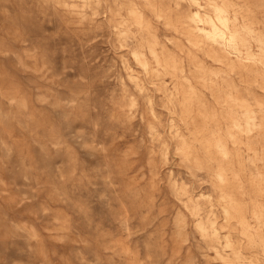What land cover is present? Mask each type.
<instances>
[{"label": "rangeland", "instance_id": "obj_1", "mask_svg": "<svg viewBox=\"0 0 264 264\" xmlns=\"http://www.w3.org/2000/svg\"><path fill=\"white\" fill-rule=\"evenodd\" d=\"M189 1L165 0L170 15L160 19L152 0H0V264H264V160L247 142L264 137V0H228L236 48L262 74L221 66L203 39L191 45ZM199 1L211 16L224 3ZM129 3L216 110L209 122L228 160L207 155L203 119L197 129L184 118L175 76L151 56ZM198 62L229 72L235 116L244 123L249 108L261 128L232 129L235 143ZM184 136L200 161L178 150ZM251 146L264 156V140ZM223 193L242 210L227 215Z\"/></svg>", "mask_w": 264, "mask_h": 264}, {"label": "bare ground", "instance_id": "obj_2", "mask_svg": "<svg viewBox=\"0 0 264 264\" xmlns=\"http://www.w3.org/2000/svg\"><path fill=\"white\" fill-rule=\"evenodd\" d=\"M139 1H141V0H139ZM189 2H190L191 7H190V9L188 11L185 12L186 17H185L183 23H184V26L186 27V32L188 33L189 42L191 43V45H193V46L198 45V43H199L198 40L199 39L205 40L206 41L205 45L206 46L208 45V50L211 48L212 54H214L217 57V60H216V58H215V60L221 66H226L227 69L230 70V71L240 70V71H242L244 73H249L252 70L256 71V73L260 71L258 69V63L255 60L250 59L252 61H250V60L246 61L245 59H243L240 56L239 51L236 48V42L241 37V35H240V32H239L238 28L236 27V25L232 24V18L230 17V12H228V8H229L228 5L230 3L228 0H224L223 4H218V3H214L213 4L212 3L213 11H214L213 12L214 13L213 16H211L209 14V12L205 11V10H207L206 7L203 6L200 3L199 0H190ZM114 3L112 5H115ZM99 4H100V2H99ZM151 5L156 7V8H158L157 15H158L159 18L167 16V14H168V16L170 15L169 10L167 9L168 6H167V8L165 6V0H152ZM171 7H172V5H171ZM194 7L198 8V9L195 10ZM142 8H140V9H142ZM178 8H180V6ZM140 9L138 7H136V5H134L132 3H129L128 4V9H127L129 11L128 16L131 18V20H134L136 22L135 25L137 23L140 25V26H138V27H140V29L144 28L145 30L149 31V34L147 33L148 36L144 38V41H145L144 43L148 46V48L150 50V53H151V56H153V58L155 59V61L157 62V64L159 66L163 67L166 71H168L170 74L175 76V81L177 82L175 88L178 91L176 94H180V96H181L180 102H181V106L183 108L184 118L185 119L186 118L190 119L192 121L191 124H195L197 129H198V126H199L198 123H196L198 121V118L200 117L201 119H203V122H202L203 123L202 124L203 125V129L200 131V134H204L206 132L207 135H203L204 138L203 139L201 138L200 140H201V142L205 143V146H206V149H207V151H206L207 155L210 156L211 158H214L215 161L216 160H220V159H222L223 161L228 160L227 158L229 157V154H228L229 152L227 151V147H226L225 141L221 137L220 129L219 128L215 129L214 127H211L212 123L209 122L210 119H213V118H215L217 116L216 115V110L215 109H211L209 107V105L207 104L208 102H207L206 98L204 97L203 93H201L197 89V86H194V84L188 78L184 77V75H180L181 72L183 74L184 69H182L181 66L179 65L180 63L178 61L177 56L175 55V53H173L171 51L172 49L169 47V45H167L166 43H164L160 39V37L158 35L159 33L152 32L153 27H152V24L150 23L151 21L150 22L147 21L146 20L147 17L145 18V16H147V15L145 14V16H144V14H143L145 9H144L143 12ZM151 10L153 11V9H151ZM115 11H117V10H115ZM155 11H156V9H155ZM155 11H153V13ZM117 12H119V11H117ZM120 12H121V10H120ZM116 14H118V13H116ZM173 15H172V17H173ZM118 16L119 15H117L116 18L119 19L120 16L119 17ZM234 18H235L234 19V24H235L237 18L236 17H234ZM175 19H176V16H175ZM178 19H176V20L178 21ZM166 20L164 22H166ZM171 21H173V20H171ZM171 21H169V22L171 23ZM114 22H115V20H114ZM129 23H131V22H129ZM125 25H126V23H125ZM119 26H121V25H119ZM122 26H123V24H122ZM167 27H168V25H167ZM171 29L173 31L172 27H171ZM175 29H176V26H175ZM133 35H134V33H133ZM139 35H141V34H139ZM129 36H131V35H129ZM122 37L123 36H121L120 38H122ZM141 37H143V36H141ZM257 39L264 44V39L263 38L258 37ZM168 43L171 44L172 40L169 39ZM200 51H202V50H200ZM133 54H134V56H135V58H136V60L138 61L139 64H141L146 69L149 67L150 63H149L147 57H145V55L142 52L135 50L133 52ZM206 55L209 56L208 54H206ZM197 68H198L199 71L203 72V74H201L198 77L199 81L204 82V83H208V81H210L209 78L214 77V78H211V81H212L211 84H213L214 86H212V85L211 86L213 88L214 87L216 88V91H215L216 95H217L216 98H218L219 104L222 105L223 111H225L224 113H227L225 115L226 117L225 116L224 117L228 121V125H229L228 130H227L228 131V135H230L231 138H233L235 140V143H236V139H235L236 137H235L234 133L232 132V129L242 130V131H244V133L246 132L248 134H251V133L253 134V132L255 130H257L258 128H261L263 126V123L262 122H258L256 120V118L252 115V110H250L249 108L246 109L247 110L246 111L247 119L245 120L244 123H242L240 121V119L235 116V110H233L232 105L229 103L232 100H234L233 91L228 93V91L226 92L224 90V88L226 87L227 84H228L227 85L228 88L230 86H233V83L230 81V78H229V75H228L229 72L227 73L226 70H224L222 68H218V69L216 68V70L207 69L201 62L197 63ZM164 69H162V70H164ZM189 69H190V67H189ZM131 71H133V70H131ZM199 71H198V73H199ZM136 74L139 75V73H136ZM260 74H262V73H260ZM239 75H241V74H239ZM157 76H158V74H157ZM191 76H193V75H191ZM161 78H162V76H161ZM159 80H160V78H159ZM195 80H196V78H195ZM246 80H247V78H246ZM142 83H143V80H142ZM162 83H163V81H162ZM133 84H134V82H133ZM137 85L139 86L138 83H137ZM163 85H164V83H163ZM203 85H205V84H203ZM207 86L208 85L206 84V87ZM235 87H237V86L234 85V88ZM167 93H169V92H167ZM223 94H224V97L222 96ZM173 95H175V93H173ZM226 102L229 103L230 105H226ZM212 110H214V113L212 112ZM255 134H256V132H255ZM244 136H246V135H244ZM254 137H255V135H254ZM261 137H263V136L261 135ZM261 137L260 136H256L255 138L252 137V138H248V140H247V142L249 144V149L253 150L255 152V156H256V158L258 160L259 159L260 160H264V156L262 155V153H259L257 148H254L253 146H251V144H254V143L258 144V142L263 141L264 137L263 138H261ZM181 138H182V142H181V146H179L178 150H180L186 156V158L188 160H196V162L200 161L199 155L195 153V150L197 148H195V150H194V147L190 143L191 141L189 142V139H187V137L184 136V137H181ZM260 139H263V140H260ZM203 152H205V151H203ZM210 161H212V160H210ZM217 162H220V161H217ZM222 163H224V162L221 161V163L218 165L219 168H218V170H216V176L219 179L218 181L223 183L222 185H224L225 181H226V172H227L228 168L225 166V164H222ZM258 174H260V173H258ZM221 183L219 184L220 185L219 187L222 186ZM227 183L225 184V186L227 185ZM225 186H222V187L225 188ZM227 188L229 190V187H227ZM225 190H227V189H225ZM223 192H225V191H223ZM227 193H228V191H227ZM233 193H235V192H233ZM232 195H234V194H232ZM223 198L224 199H226V198L228 199V200L226 199L229 202L228 205L231 204V206H227V204H226L225 213L227 215H229L231 213V211L239 212V211L242 210V206L239 203L235 202L233 199H229V196L224 195V193H223ZM259 209H257V207H256V210H258L257 214H260V215L264 216V208L260 209V210ZM241 219H243V218H241ZM244 223H246V222H244ZM227 264H229V263H227Z\"/></svg>", "mask_w": 264, "mask_h": 264}]
</instances>
